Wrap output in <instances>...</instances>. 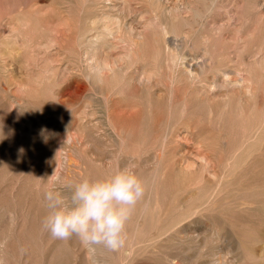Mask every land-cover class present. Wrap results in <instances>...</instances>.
Returning <instances> with one entry per match:
<instances>
[{"label": "bare ground", "instance_id": "6f19581e", "mask_svg": "<svg viewBox=\"0 0 264 264\" xmlns=\"http://www.w3.org/2000/svg\"><path fill=\"white\" fill-rule=\"evenodd\" d=\"M0 139V264H264V0H0ZM124 167V246L51 236Z\"/></svg>", "mask_w": 264, "mask_h": 264}, {"label": "clouds", "instance_id": "9594fccd", "mask_svg": "<svg viewBox=\"0 0 264 264\" xmlns=\"http://www.w3.org/2000/svg\"><path fill=\"white\" fill-rule=\"evenodd\" d=\"M61 182L57 176L54 183ZM145 192V183L132 167L101 179L84 178L71 186L68 198L46 190L43 198L50 212L44 227L55 239L76 236L89 248L118 249L126 242V225Z\"/></svg>", "mask_w": 264, "mask_h": 264}, {"label": "rangeland", "instance_id": "374dc122", "mask_svg": "<svg viewBox=\"0 0 264 264\" xmlns=\"http://www.w3.org/2000/svg\"><path fill=\"white\" fill-rule=\"evenodd\" d=\"M2 136H4V133H2ZM1 142H2V140L0 139V143H1ZM261 245H262V244H259V248L261 247ZM257 248H258V245H257ZM13 261H14V259L11 260V262H12L11 264H15Z\"/></svg>", "mask_w": 264, "mask_h": 264}]
</instances>
